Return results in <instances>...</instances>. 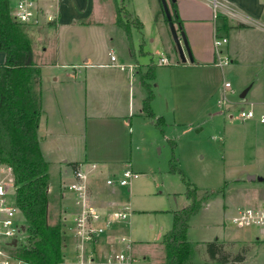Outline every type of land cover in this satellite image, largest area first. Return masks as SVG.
Here are the masks:
<instances>
[{"label": "rangeland", "instance_id": "obj_1", "mask_svg": "<svg viewBox=\"0 0 264 264\" xmlns=\"http://www.w3.org/2000/svg\"><path fill=\"white\" fill-rule=\"evenodd\" d=\"M74 1L77 4L75 13L77 14L79 10H82L83 12L79 11L77 16L84 20L109 21L113 16L114 7L118 3L126 8V21L132 22L134 19L130 11L142 14L146 21L144 49L149 53L139 54V49L136 48L137 55L141 62L158 64V78L155 81L158 87L155 86V93L159 96L158 101L161 105L164 108L168 107L164 131L156 126V128L153 127L151 123L147 122L148 120L142 118L144 119L141 121L143 127L138 129L135 126L133 136L129 134V136L123 137L124 148L127 150L124 163L119 164V166L122 169L131 168L141 174L139 178L133 179L127 186L119 187L116 190L121 195L122 202L131 207L129 225L125 226L124 223L120 225L128 228V236L131 238L133 246L131 252L135 258L133 264H165V250L162 245L163 235L172 228L173 212L190 202L186 194L187 185L184 177L197 186L198 197L203 200L199 212L190 221L188 231V238L199 243L194 255L195 262L214 264V262L208 261L205 254L201 253V247L204 245L206 251V243L217 238L228 243L227 246L230 247L231 251L234 249L237 251L236 247L239 246L234 245L233 241L223 240L229 237L227 234L229 231H244L245 236L250 234V238L256 239L255 236L260 234L257 227L238 230L229 222V217L234 214L237 208L263 203L261 199H264V181L258 178L249 179L250 175H255L251 173V168L264 163V140L259 141L256 146L250 136L261 132V128L263 129L264 126L258 123L247 124L240 118L239 107L249 108L248 103H246L249 97H240L245 88H242L239 82L235 84L238 89L234 97L237 99L235 102L238 105L232 106L231 118L227 116L228 114L221 116L220 113L225 106L218 104L219 93L215 92L209 95L208 92L212 85L202 84L203 79L210 76L207 70L197 65L191 68L170 70L180 55L175 50L176 44L162 0H85L84 5H82L84 0ZM166 2L173 16L178 11V3L184 7H195L207 16L213 15L206 7L207 3L204 0H176L177 7L175 8L172 0H166ZM259 3L263 8L261 17L257 20L264 22V0H259ZM242 12L249 17L254 16L249 11L243 10ZM214 23L223 27L219 35L230 37L231 34L228 33L225 26L229 24L231 27L240 28L238 24L241 22L235 16L225 15L215 21L213 19L210 25H214ZM35 27L36 29L32 31L35 40L34 53L37 63L44 67L41 72V78H44L41 89L46 95H52L54 92L55 76L59 78L58 82L66 85L65 90H63L66 94L69 89L67 87L68 82H63V80L70 78L67 73L74 71L72 63L84 62L82 50L92 51L93 61L99 63L111 61L110 53L116 56V62H125L122 60L123 43L116 41L117 36L110 43L101 42L100 34L97 35V28H89L91 31L88 35L85 31L80 34L75 31L70 34L64 33L61 41L58 42L56 35H54L55 26L41 24ZM182 33H184L193 55L192 46L184 28ZM234 34L233 32L231 36ZM204 37L202 40H198L201 46L209 41L207 37ZM183 40L182 44L186 47L185 39L183 38ZM212 42L214 46V35ZM140 44L141 42L137 43L136 46H140ZM44 47H46L45 50ZM225 47L226 43L220 48L224 50ZM59 48L63 52L61 57L57 54ZM162 53L168 56L170 63L162 64L160 62ZM57 57L61 63L68 65L55 66ZM78 71L81 74L80 78H83L86 70L79 68ZM90 75L92 74L90 73ZM256 87L257 85L253 87L250 94L256 91ZM36 88L39 89L38 86ZM164 95L167 97V101H165ZM72 97L73 94L65 101H74ZM226 104L230 106L233 103L227 102ZM170 106L171 110L169 111ZM183 107L187 111L182 110ZM175 119L179 122L176 123ZM79 136V140L82 141L81 134ZM157 138L159 139L158 143H156ZM111 139L107 142L111 143ZM103 142L105 143V141ZM120 143L119 139L113 140L112 144ZM83 145H85V140H83ZM72 158H81V154L77 153ZM172 165L175 166V170L172 169ZM58 168L56 165L50 167L53 187L50 192V223L73 219V212L64 211V201L61 195L62 180ZM86 168L88 169V167ZM256 177H260V175ZM238 178H243V180L238 181ZM98 179L100 178L92 181V186L94 184L97 190L98 184L95 182H100ZM105 179L106 177L103 179L106 183ZM210 193H214V195L211 196ZM96 194L97 192L94 190V195ZM121 234L123 231L119 232L117 237ZM26 236L27 232L23 229L19 236L20 241H24ZM262 237L260 235L258 239L243 243L240 246L249 245L251 247L248 252L249 264H264V246L259 251L255 249L259 244L264 243ZM246 238L248 239V237ZM99 241L102 242L100 239ZM71 242L73 239L69 237V244ZM69 244L65 249V258L70 259L73 246ZM118 247L123 248V245ZM204 259L206 262L203 261Z\"/></svg>", "mask_w": 264, "mask_h": 264}, {"label": "crops", "instance_id": "obj_2", "mask_svg": "<svg viewBox=\"0 0 264 264\" xmlns=\"http://www.w3.org/2000/svg\"><path fill=\"white\" fill-rule=\"evenodd\" d=\"M230 1L238 8L249 11L251 15H254L253 17L251 16L252 19L242 12L243 10L241 11L239 9L249 17H247L249 21L245 22L239 18H237V20L248 25V27L237 28L231 27L229 24L225 26L228 33L230 32L231 35L233 32L235 33L234 36H227L228 42L226 43V47L224 50L221 49L222 52L230 58V64L223 67L214 65L216 50L213 46L212 38L216 30L220 33L223 27L218 25V23L210 25V22L214 19L213 15L207 16L195 7H184L180 6L178 3V13L192 46L194 62H190L189 60L187 62H182L178 57L174 67H171L170 70L191 68L196 65L201 66L200 68L207 70L210 75L207 79H203L202 84L212 85L208 92L209 95L218 92L219 98L221 97L222 91L226 88L224 87L225 82L230 81L232 83V88H226V95L230 103L233 104L230 106L222 104L225 107L220 113L221 116L228 114L227 116L230 118L232 117V106L238 105L235 102L237 99L234 97L238 89L235 84H237V82L241 83L242 88L251 85L246 95L249 97L246 103H248L249 108L255 111L256 117L243 119V121L247 124L258 123L264 126V122L260 121L261 115H264V22L257 20V18L259 19L261 17L263 6L259 3V0ZM84 3L85 0L82 5H84ZM75 4L76 2L74 0L60 1V15L56 21L54 34L58 42L61 41L64 33L70 34L75 31L80 34L85 31L88 35L91 31L89 28H97V35L98 33L100 34L101 42L110 43L117 36L116 41L123 43L122 60L125 62L121 64L126 67L125 69H119V67L112 65L113 63L111 61L106 63L93 61L94 58L91 54L93 52L82 50L84 62L72 63L71 65H73L74 71L67 73L70 78L65 81L63 80V82H68L67 87L69 89L67 92L65 91L66 94L63 91L66 85L58 82L59 78L56 76L54 77L56 83H54V92L52 95L44 94L41 89L44 78H41L40 85H38L39 89H37V91L40 92L43 107L39 128L40 143L42 151L45 157L51 162V165H56L60 168H58V170H60L62 180L61 195L64 201L63 207L64 211L69 213L75 211L76 207L74 205V194L63 187V185L72 178L71 167L68 163L80 162L82 168L89 172L92 200L94 204L101 207V209L108 210L119 203H123L121 195L116 191L119 186L107 184V178L117 175L123 170L119 166V164L124 163L123 160L127 150L124 148L123 137L126 135L129 136V134L133 136L135 126L138 129L143 127L141 126V121L144 120L142 118L148 120L147 122L149 124L151 123L153 127L156 126L153 120L149 118L143 110L144 99L147 95V90L143 82V75L148 71L153 62H141L137 55L138 52L136 48L139 49V54L149 53L144 49L146 21L143 19L142 14L129 10L134 18H139L143 23V27L140 29L130 22L131 24H128L127 30L117 23V6L114 7L113 16H111L109 21H101L79 18L77 16L80 13L79 11H83L79 10L76 14L75 6H77V4ZM206 7L212 14V8L208 3ZM204 36L207 37L209 41H207L204 46H201L198 40H202ZM140 42V46H136V44ZM45 49L46 47H44V50ZM175 50L178 53L176 46ZM62 53L63 52L59 48L57 52L58 56L61 57ZM162 55L164 54L162 53L161 56ZM59 57H57V61L54 64L55 66L68 65L66 63H61ZM4 61L5 52L0 51V63ZM156 65V79L150 82L154 90L152 108L157 116L164 117L166 123L168 107L164 108L161 105L158 101L159 96L155 93V86L158 87V84H155L158 78V64ZM77 68L86 70L83 78H80L81 74ZM43 69L44 67L41 66V72ZM90 73L92 75H90ZM255 85H257L256 91L250 94ZM72 94L74 101H65V99L71 97ZM164 99L167 101L165 95ZM170 104L172 106L171 99ZM171 106L169 107V111L171 110ZM241 107L242 106L239 108ZM182 110L187 111L184 107ZM175 122L178 123L179 121L175 119ZM158 129L155 130L157 131ZM80 134L82 141L79 140ZM250 138L254 140L257 146L259 141L264 140V128H261V132L252 134ZM109 139L112 140L111 143L107 142ZM119 139L121 141L120 144H112L113 140ZM83 140H85V145H83ZM103 141H105V143ZM158 141L159 139L157 138L156 143H158ZM254 142H252V144H254ZM77 153L81 154V158H72L73 155ZM92 163H96L97 166L92 168ZM86 167H88V169ZM248 171L249 170H247V173H249ZM250 171L254 173L255 176L260 175V177H263L261 181H264V163L260 166H253ZM104 177H106V183L103 180ZM97 178H100L98 179L100 182H95V184H98V190L97 187L95 188L94 184L92 186V181ZM237 180L242 181L243 178H238ZM52 188L51 182L50 192ZM94 190L97 192L96 195H94ZM261 200L264 202V199ZM227 210H229V208H227ZM124 227L125 226L120 224H113L103 236L104 247L106 246V248L109 249V246L112 244L113 240L116 239L119 232L124 230L127 232L128 228ZM237 229L240 230L241 228ZM243 229L245 230V228H242V230ZM246 232L249 233L248 231ZM243 233L244 231H229L227 232L229 237L223 240L233 241L234 245L239 246L236 247L238 250L241 244L252 242L260 236L258 233V235L255 236L256 239H254L250 238V234L245 236ZM246 237H248V239ZM263 246L264 243L259 244L255 249L259 251ZM229 250L231 251V249ZM233 252H236V249H234ZM201 253L205 254L208 261L213 262L206 253L204 245L201 247ZM248 259L249 254L246 256L245 260L237 264H249ZM203 261H205V259Z\"/></svg>", "mask_w": 264, "mask_h": 264}, {"label": "trees", "instance_id": "obj_3", "mask_svg": "<svg viewBox=\"0 0 264 264\" xmlns=\"http://www.w3.org/2000/svg\"><path fill=\"white\" fill-rule=\"evenodd\" d=\"M11 0H0V51L5 52V61L0 63V163L13 169L16 196L21 210L24 231L27 236L13 248V253L28 264H63L65 249L69 244L66 223L58 220L49 222L51 162L45 157L40 143V121L43 114L42 98L36 86L41 82V65L34 53L35 26L15 21L11 13ZM117 23L128 30L126 8L118 3ZM173 7H177L176 1ZM126 12V13H125ZM174 21L182 19L178 11ZM132 23L143 27L135 17ZM48 25H56L51 22ZM240 27L248 26L244 23ZM156 64L152 63L143 75L147 95L143 110L154 124L164 131V117L157 116L152 108L154 90L151 81L156 79ZM72 170L81 166L80 162L68 163ZM175 170V166L172 165ZM186 182V194L190 202L174 211L172 228L163 235L165 264H197L194 262L199 243L188 238L190 221L202 207L197 186ZM209 195H214L210 193ZM207 198V197H206ZM217 239L206 243V253L215 264H237L245 260L251 247H240L235 253Z\"/></svg>", "mask_w": 264, "mask_h": 264}, {"label": "built area", "instance_id": "obj_4", "mask_svg": "<svg viewBox=\"0 0 264 264\" xmlns=\"http://www.w3.org/2000/svg\"><path fill=\"white\" fill-rule=\"evenodd\" d=\"M61 0H11V13L15 21L19 23L39 26L56 22L60 15ZM212 8L213 18L216 20L224 15L235 16L245 22L249 17L242 13L230 0H205ZM248 17V18H247ZM228 42V38L219 35L216 30L214 35V47L216 59L214 65L223 67L230 64L231 60L222 53L221 46ZM112 65L125 69V65L116 62V56L110 53ZM162 64L170 63L167 56L160 57ZM224 87L231 89L232 83L226 81ZM226 88L218 99L219 105L230 102L226 95ZM241 119L256 117L251 108L242 106L239 108ZM260 121L264 122V115ZM96 163L91 167L95 168ZM71 180L63 187L74 194L73 219L66 220V230L73 242L72 257L65 258L63 264H133L135 258L131 252L132 241L128 233L113 240L109 249L103 245V236L113 224L124 223L129 225L131 207L127 203H119L115 207L103 210L94 204L90 192V174L80 166L71 169ZM141 174L131 168L123 169L119 174L107 178L108 185L119 187L127 186L133 179ZM16 184L13 169L10 165L0 163V264H28L13 253V248L20 242L19 236L24 229L21 210L18 207L16 196ZM229 222L237 228L257 227L264 238V202L237 208L229 217ZM125 228V227H124ZM99 239L102 241L100 242ZM17 240V244L12 242ZM69 244V245H70ZM123 245V248L118 246Z\"/></svg>", "mask_w": 264, "mask_h": 264}, {"label": "water", "instance_id": "obj_5", "mask_svg": "<svg viewBox=\"0 0 264 264\" xmlns=\"http://www.w3.org/2000/svg\"><path fill=\"white\" fill-rule=\"evenodd\" d=\"M172 1L175 2L176 0H172ZM162 3H163V7H164V10H165V13H166L167 20L169 22V26H170V29H171L175 44H176L177 51L179 52V55H180V60L182 62H187L188 60L190 62H194V57H193V55H192V53L190 51V48L188 47V44H187V41H186V37H185L184 33H182L179 30L180 29V25L177 24L174 21V16L172 15L166 0H162ZM183 38L185 39L186 47H184L183 44H182ZM250 87H251V85L246 87L241 92V94H240L241 98H245L246 97L248 91L250 90ZM256 178H258L259 180H263V177H256L255 175H250L249 176V179H251V180L256 179ZM12 244L16 245L17 244V240H14L12 242Z\"/></svg>", "mask_w": 264, "mask_h": 264}]
</instances>
